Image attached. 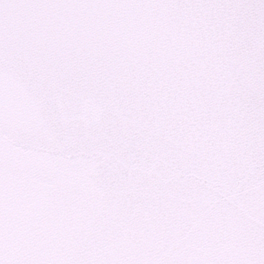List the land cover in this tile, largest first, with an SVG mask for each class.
Listing matches in <instances>:
<instances>
[{"label": "snow or ice", "instance_id": "1", "mask_svg": "<svg viewBox=\"0 0 264 264\" xmlns=\"http://www.w3.org/2000/svg\"><path fill=\"white\" fill-rule=\"evenodd\" d=\"M0 264H264V0H0Z\"/></svg>", "mask_w": 264, "mask_h": 264}]
</instances>
